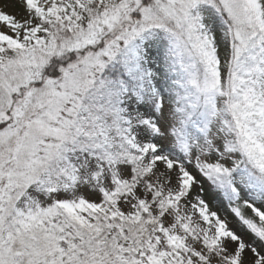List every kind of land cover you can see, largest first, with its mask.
<instances>
[{
  "label": "snow or ice",
  "instance_id": "obj_1",
  "mask_svg": "<svg viewBox=\"0 0 264 264\" xmlns=\"http://www.w3.org/2000/svg\"><path fill=\"white\" fill-rule=\"evenodd\" d=\"M0 264H264V0H0Z\"/></svg>",
  "mask_w": 264,
  "mask_h": 264
}]
</instances>
